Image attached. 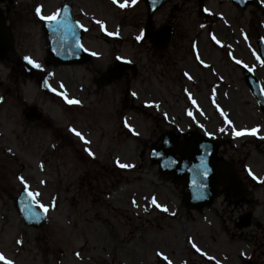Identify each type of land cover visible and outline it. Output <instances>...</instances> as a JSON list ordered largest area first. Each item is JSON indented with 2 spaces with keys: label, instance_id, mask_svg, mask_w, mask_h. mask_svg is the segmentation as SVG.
I'll return each instance as SVG.
<instances>
[{
  "label": "rangeland",
  "instance_id": "374dc122",
  "mask_svg": "<svg viewBox=\"0 0 264 264\" xmlns=\"http://www.w3.org/2000/svg\"><path fill=\"white\" fill-rule=\"evenodd\" d=\"M60 1L50 0L44 13H53ZM72 2L74 13L108 21L109 29L120 28L123 39L104 40L96 24L85 41L102 51L99 57L87 65L47 66L42 31L29 24V37L18 50L41 61L51 81H64L72 99L83 100V106L65 108L52 99L56 123L72 122L90 141L85 144L72 133L71 149L54 158L40 153L47 137L44 126L20 124L24 108L16 102L21 95L30 103H40L42 97L47 101L39 86L43 74L24 73L14 55L0 63V88L14 90L0 110V253L14 264H167L157 252L172 264H264V183L248 174L251 170L264 180V139L259 138L264 136V113L245 83L243 67L233 60L252 67L264 88V66L253 56L254 51L259 55L257 37L264 36V0L262 7L243 10L227 0H207L203 6L210 17L202 14L197 0H172L154 19L158 27L168 21L175 27L163 51L148 37L136 40L147 15L142 1L130 5L127 0L125 9L109 0ZM213 34L225 47L211 39ZM195 43L210 67L195 58ZM115 54L136 61L138 68L98 89L94 79L111 66ZM218 107L237 130L260 127L259 136L236 137ZM173 126L219 137V159L239 173L249 189L248 201L237 203L221 191L203 211L187 209L182 186L164 177L149 158L152 143ZM82 145L95 154L94 160ZM44 160L47 166L42 168ZM117 160L133 167L122 169ZM18 177L40 193L38 205L48 208L49 222L41 229L26 225L14 207V197L24 187ZM152 198L169 211L154 207ZM246 211H253V225L237 228L235 219ZM190 239L216 259L201 256Z\"/></svg>",
  "mask_w": 264,
  "mask_h": 264
},
{
  "label": "water",
  "instance_id": "95a60500",
  "mask_svg": "<svg viewBox=\"0 0 264 264\" xmlns=\"http://www.w3.org/2000/svg\"><path fill=\"white\" fill-rule=\"evenodd\" d=\"M148 8V23L147 29L152 37L153 42L159 46L164 47L167 45L171 29L168 27L162 28L156 32L151 31V23L154 12L162 7L168 0H156L153 3V0H144ZM237 3L241 8H245L249 4H259V0H232ZM67 10L69 8L67 7ZM72 18L71 14H68ZM57 23H47L45 33L47 35L48 43V52L60 63L64 64H74V63H84L87 59V56L84 55L81 59L75 57L74 51H78L76 46L80 42V38L83 33L79 30L72 31V55L67 48L63 45L58 44V35L63 33V31H58ZM62 30V29H60ZM8 38L5 37L2 27L0 26V54H4L8 49ZM76 41V45H73V42ZM261 45V52L264 57V43L262 39H259ZM72 57V58H71ZM125 64H120L116 69L114 75L115 78L121 76L122 72L126 69ZM107 78V76L105 77ZM246 78L253 91L256 93L259 101L264 107V98L260 92V84L256 77L252 73H247ZM108 79V78H107ZM173 136L170 133L164 134L161 136L160 140L154 145L152 150V160L153 162H158L161 166V170L164 174H170L174 176L176 180L185 181L184 189V201L188 207L194 208L197 210H202L206 205H210L214 201L215 195L218 193L217 184L222 182L229 181L232 186L237 188L234 175L233 174H223L224 178H221L217 175L215 164H216V154L218 146L216 145L215 140H205L202 135L197 134L193 140L188 143L186 146L182 147L179 151L182 155V159H177L175 157L177 145L173 144ZM203 158L206 162L207 179L198 174L199 171L204 169L200 168V159ZM193 179L196 180L197 184H206V187H194ZM18 208L20 213L25 217L26 221L35 226L40 227L43 225L44 216L36 210L33 206L32 199L26 195L22 194L18 199ZM251 214H246L237 219V224L239 227H246L251 224Z\"/></svg>",
  "mask_w": 264,
  "mask_h": 264
},
{
  "label": "snow or ice",
  "instance_id": "6c2138e0",
  "mask_svg": "<svg viewBox=\"0 0 264 264\" xmlns=\"http://www.w3.org/2000/svg\"><path fill=\"white\" fill-rule=\"evenodd\" d=\"M112 2H113V4H116V3H117V0H112ZM136 2H137V0H131V3H132V4H135ZM155 2H156V0H153V3H155ZM126 6H127V0H125V2H123V3H119V7H121V8H124V7H126ZM35 11H36V14L39 16V18H40L41 20L46 21V22H48L49 24H51V23H57V24L62 23L61 21L58 20V13H54V14H52V15H44V14H42V8H41V7H37ZM205 11L207 12L208 9H205ZM209 14H211V13H209ZM95 23H96L97 25H99V26L101 27L102 30H104L105 26L102 24V22H101L100 20H96ZM81 27H82V26H81ZM201 27L203 28L204 25H201ZM85 30H87V29H85ZM107 34H108V35H113L112 32H108ZM144 38H145L144 33L141 32V33L136 37V40H137V41H142ZM211 39H212L216 44L220 45L221 47H225V45L222 44V42L216 37V35H214V34L211 35ZM245 39H247V36H245ZM76 46L79 47V48H81V49H83L84 51H87V49L83 48V45L77 44ZM193 47H196V46L194 45ZM228 47H230V46H228ZM90 55L95 56L96 53H95V52H92V53H90ZM230 55H231V53H230ZM253 56H255V59L261 64V66H264V59H262L260 55H258V54L254 51V52H253ZM195 58H196V59H197V60H198V61H199L204 67H206V68L210 67V65H208L207 63H205V61L200 57L199 54H197ZM117 59H121V58H120V57H117ZM25 60L27 61V63H28L29 65L32 66V68L37 69V70H40V71H43L41 65H40L39 63L35 62L32 58H30V57H25ZM233 60H234V62H235L237 65H241L244 69H247V71H249V72H252V71H253V68H252V67H250L247 63H244V62L241 61L240 59H237V58L233 57ZM125 63H130V61H125ZM184 75L187 76V78H188L189 80L192 79V76L189 75L187 72H186ZM45 85H46V86H49L48 83H47V81H45ZM49 87H50V86H49ZM60 88L63 89V88H64V85L61 84V85H60ZM50 90L56 92L57 95H63L64 99L66 100V102H67L69 105H79V104L81 103V102H80L79 100H77V99H70V98H68L66 94L57 91L55 88H51ZM132 95H133V96H136L137 94H136L135 92H133ZM193 103H196V101L193 100ZM218 110L220 111V115H221L222 117H224L225 122L229 125L230 130H231L232 132H234V134H235L236 137H242V136H257V135L259 134L260 129H258V128H251V129L237 130V129L233 126V122L228 118L227 114H226L222 109H219V107H218ZM188 115H189L190 117H192V116H193V113H192V112H188ZM126 126H127V124H126ZM200 126L203 127V125H200ZM69 131L72 132L76 137H78V138H80L82 141H84L85 144L90 143V141H88V140H86V139L84 138V136L82 135V133H81L80 131H78V130H76V129H74V128H70ZM219 131H220V132H224L225 129H224V128H220ZM137 134H138V133H137ZM207 134H208L209 136H212V133H207ZM259 138H260V139H264V136H260ZM86 151L88 152V155H89L90 157H94L95 154H94L90 149H86ZM117 164H118V166H119L120 168H122V169L133 167V165H131V164H125V163H121L119 160H117ZM41 167H43V166L41 165ZM200 168H201V169H204V170H203V171H199V170H198V174L201 175V176H203L205 179H207V171H208V170L206 169V162H205V160H204L203 158L200 159ZM248 174H249L250 176H252V179H253V180H258L260 183H264V180H259V178L256 177V176L252 173L251 170H249V173H248ZM18 179L20 180L21 184L24 185V187H25V191L27 192V195H28L29 197L35 199L36 197H38V196L40 195V193H33V192H31V191H28V187H29V186H28L27 182L25 181L24 177H18ZM193 186H194V187H206V184L201 183V184L198 185L197 182H196V180L193 179ZM134 203H135V202H134ZM151 203H152V205H153L154 207L159 208V209H161V210L164 211V212H168V211H169V209H168L167 207L162 206V205H160L159 203H157V201H156L155 198H152ZM53 206H54V205H53ZM38 207L43 208V210H44L45 212L48 211V208L45 207V206L42 205V204H39ZM145 210H147V209H145ZM173 215H175V213H173ZM17 243L20 244V243H22V241H19V240H18ZM189 243H191L192 248L195 249L198 253H200L201 256H205V257H207V259L210 260V261L216 259L215 257L209 255L207 252L202 251V250L197 246V244H196L195 242H193L191 239L189 240ZM156 254H157V256H161L165 261H167V264H172V261H171L167 256H164L163 253H161V252H157ZM76 255H77L78 258H80V253H76ZM242 255H243V254H242ZM0 261H2L3 264H14V261L7 259V258L3 255V253H0ZM216 264H220V262H219L218 260H216Z\"/></svg>",
  "mask_w": 264,
  "mask_h": 264
},
{
  "label": "flooded vegetation",
  "instance_id": "af4514ba",
  "mask_svg": "<svg viewBox=\"0 0 264 264\" xmlns=\"http://www.w3.org/2000/svg\"><path fill=\"white\" fill-rule=\"evenodd\" d=\"M42 2L43 0H0V14L11 27L14 34V45L16 44L17 47L22 45L23 39H27L29 24L39 23L35 18V10L36 5ZM69 145H72V142H69ZM52 146L53 151H59L62 143L59 142L56 145L52 143Z\"/></svg>",
  "mask_w": 264,
  "mask_h": 264
},
{
  "label": "bare ground",
  "instance_id": "6f19581e",
  "mask_svg": "<svg viewBox=\"0 0 264 264\" xmlns=\"http://www.w3.org/2000/svg\"><path fill=\"white\" fill-rule=\"evenodd\" d=\"M130 137H132V136H130ZM16 198H14V200H15Z\"/></svg>",
  "mask_w": 264,
  "mask_h": 264
}]
</instances>
